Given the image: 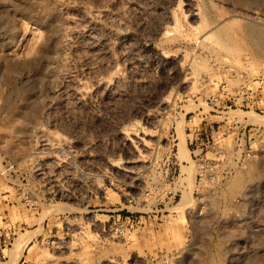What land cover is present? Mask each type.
Here are the masks:
<instances>
[{
  "label": "rangeland",
  "instance_id": "obj_1",
  "mask_svg": "<svg viewBox=\"0 0 264 264\" xmlns=\"http://www.w3.org/2000/svg\"><path fill=\"white\" fill-rule=\"evenodd\" d=\"M263 163L264 0H0V264H264Z\"/></svg>",
  "mask_w": 264,
  "mask_h": 264
},
{
  "label": "bare ground",
  "instance_id": "obj_2",
  "mask_svg": "<svg viewBox=\"0 0 264 264\" xmlns=\"http://www.w3.org/2000/svg\"><path fill=\"white\" fill-rule=\"evenodd\" d=\"M253 116H255V115H253ZM253 116H250V117H253ZM254 118V117H253ZM255 120H257V119H255ZM262 121V120H261ZM182 146H183V144H182ZM263 165H264V163H263ZM263 165H262V167H263ZM246 193V192H245ZM244 200V196H239V197H236V199L234 200L235 202H241V201H243ZM53 264H60V263H53ZM112 264H115V263H112Z\"/></svg>",
  "mask_w": 264,
  "mask_h": 264
},
{
  "label": "built area",
  "instance_id": "obj_3",
  "mask_svg": "<svg viewBox=\"0 0 264 264\" xmlns=\"http://www.w3.org/2000/svg\"><path fill=\"white\" fill-rule=\"evenodd\" d=\"M4 259H5V257H4Z\"/></svg>",
  "mask_w": 264,
  "mask_h": 264
}]
</instances>
